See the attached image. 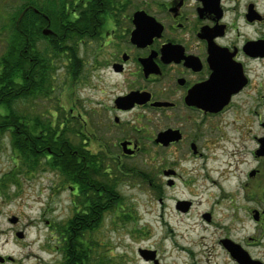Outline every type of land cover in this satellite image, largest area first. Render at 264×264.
I'll return each instance as SVG.
<instances>
[{
    "label": "flooded vegetation",
    "instance_id": "obj_1",
    "mask_svg": "<svg viewBox=\"0 0 264 264\" xmlns=\"http://www.w3.org/2000/svg\"><path fill=\"white\" fill-rule=\"evenodd\" d=\"M134 2L80 0L73 14L79 20L80 57L94 44L93 62L81 58L83 71L92 65L87 72L99 79L94 86L98 100L84 111L93 113V120L74 117L83 129L93 123L90 136L80 130L81 146L73 147L83 174L89 161L100 169L93 183H84L72 216L64 221L79 219L78 229L73 225L69 234L79 236L80 264H103L99 231L122 218L118 179L120 174L148 177L134 161L146 156L150 146L161 165L160 203L169 188L183 182L180 171L187 156L192 166L188 185L206 186L209 208L193 227L199 225L211 237L218 260L210 264H264V0ZM139 12L147 16L137 25ZM66 144L70 147L69 139ZM0 145L18 160L11 143ZM4 150L0 147V153ZM180 201L189 207L178 208ZM195 204L180 199L176 210L186 215ZM45 223L54 236L55 264H79L70 250L64 251L56 224ZM8 262L14 259L1 256L0 264Z\"/></svg>",
    "mask_w": 264,
    "mask_h": 264
},
{
    "label": "rangeland",
    "instance_id": "obj_2",
    "mask_svg": "<svg viewBox=\"0 0 264 264\" xmlns=\"http://www.w3.org/2000/svg\"><path fill=\"white\" fill-rule=\"evenodd\" d=\"M27 1L0 0V13H9L14 8L23 6ZM33 1L41 5L50 2V0ZM75 1V4L71 2L74 5L70 3L68 6L70 11L77 8L80 2V0ZM134 1L136 6L144 0ZM143 16L145 15L141 14L138 19L142 21ZM70 44L73 43L67 42L68 46ZM5 46V39L0 35V59L6 53ZM93 47L94 44H89L86 48L87 55L81 51L80 57L78 52L80 60L86 58L92 63L93 58L90 54L91 51L93 52ZM65 56V54L60 55L56 60L57 64L54 61L52 73L54 91L51 98L20 102L18 112L30 116L32 122L49 124V121H52L53 124H58L55 127L64 133L62 141L69 139L73 147L77 148L81 146L82 139L78 132L83 130L86 136H90L93 123L87 125V129H83L82 122H79L80 118L74 117L83 114L87 121L88 118L93 120V113L86 114L84 111L93 107L98 100L99 91L94 86L98 84L99 79L95 73L87 72L92 68V65L87 64L86 68L84 67L86 75L78 81L71 80L67 62L60 61L65 60ZM8 137L6 133L0 134V143L4 141L9 145ZM0 147L5 149L0 153V255L14 259V262L6 264H55L58 259L57 254L52 251L55 243L51 238L54 236L50 235L45 221L49 220L55 225L72 216L73 202L78 204V199L70 188L71 184L48 166H41L40 171L26 175L27 172L22 169L23 159L18 156V160L14 161L15 154L9 152L7 146L0 145ZM156 151L150 146L146 156L134 161L141 164V170L148 174L145 180L138 176L125 177L120 174L119 168L113 165L115 174L121 175L116 192L123 210H119L122 218L115 219L114 224L111 220L106 222L99 231L98 249L104 264H147L139 255L140 250L152 251L156 254L158 251L155 259L152 260L155 264L157 262L158 264H193L194 259L192 260L190 251L197 264H210L208 260L214 263L218 258L211 246V237L208 233L200 231L199 225L198 228L193 227L200 220V215L209 208L206 203V186L188 185V179L191 178L189 169L192 166L187 156L182 158L183 167L180 172L184 175L183 182L174 189L169 188L165 203H160L157 184H160L161 165H158L160 161ZM41 162L45 164L46 159ZM193 174L200 175L201 172ZM149 181L153 184L151 185ZM202 181L204 180L200 178L199 183H205ZM180 199L196 202L190 213L186 215L178 213L176 202ZM115 206L118 212L120 206ZM11 218H17V222H10ZM18 231L24 234L23 238L17 236Z\"/></svg>",
    "mask_w": 264,
    "mask_h": 264
},
{
    "label": "trees",
    "instance_id": "obj_3",
    "mask_svg": "<svg viewBox=\"0 0 264 264\" xmlns=\"http://www.w3.org/2000/svg\"><path fill=\"white\" fill-rule=\"evenodd\" d=\"M67 1L50 0L41 5L28 0L9 13H0V35L6 43V53L0 59V134L9 135L13 150H18L23 159L22 169L26 175L35 174L41 166H48L75 187V195H78L85 182L88 187L89 182L95 181V173L100 170L98 166L89 161L87 176L83 174L80 156L73 153L72 143L68 147L66 140L62 141L64 133L55 127L58 124L52 121L49 124L32 122L30 116L18 112L20 102L51 98L54 61L60 55L67 52L65 60L60 61L67 62L71 80L83 78V66L78 57L79 20L73 15L77 10L70 11L68 7L76 1ZM45 29H51L52 35H44L42 31ZM69 40L73 43L70 46L67 45ZM44 159L45 164L41 162ZM90 222V219L86 220V223ZM78 224L77 216L66 225L60 222L56 224V233L62 239L64 251L70 250L75 263L80 264L77 252L79 236L77 233L69 234V229L73 225L78 229Z\"/></svg>",
    "mask_w": 264,
    "mask_h": 264
},
{
    "label": "water",
    "instance_id": "obj_4",
    "mask_svg": "<svg viewBox=\"0 0 264 264\" xmlns=\"http://www.w3.org/2000/svg\"><path fill=\"white\" fill-rule=\"evenodd\" d=\"M141 14H143V15H145V16H147L144 12H139V13H137L136 14V19H135V22H137V25H139L140 23V20L138 19L139 18V16L141 15ZM53 32H52V30H50V29H45L44 31H43V34H45V35H50V34H52ZM162 137V135L159 137V139H157V141L159 142L160 141V138ZM189 207V202H187V201H180L179 203H178V208H181L182 210H184V208H185V210L187 209ZM10 222H12V223H16L17 222V218H11L10 219ZM23 233H21V232H19V233H17V236L19 237V238H23ZM140 255H141V257L144 259V260H146V261H150V260H154L155 259V257H156V253L155 252H152V251H145V250H140ZM0 259H1V255H0ZM158 263V262H157Z\"/></svg>",
    "mask_w": 264,
    "mask_h": 264
}]
</instances>
